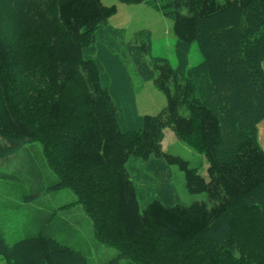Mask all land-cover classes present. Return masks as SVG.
Masks as SVG:
<instances>
[{"label": "trees", "instance_id": "trees-1", "mask_svg": "<svg viewBox=\"0 0 264 264\" xmlns=\"http://www.w3.org/2000/svg\"><path fill=\"white\" fill-rule=\"evenodd\" d=\"M0 7L11 13L19 32L32 38L42 51L31 70L48 92L49 116H58L59 97L67 86L80 91V98L72 103L79 105L77 125L74 129L59 127L60 144L53 142L49 147V137L43 134L46 127L35 122L13 96L11 60L0 30V138H4L0 161L6 163L24 145L38 143L42 166L55 180L43 182L35 155L28 169L18 164L10 174L3 171L1 177L17 181L28 173L35 188L27 198L31 200L44 192H73L75 188L57 173L55 162L62 154L71 168H108L112 210L108 212L104 200L101 205L95 201L83 204L99 244L105 246L101 229L115 221L117 232L109 235L107 245L117 246L118 233L130 240L150 227L163 242L193 243L206 237L211 243L209 249L198 248L194 256L188 250L169 264H192L194 260L264 264V152L256 143L257 124L264 119V0H165L161 8L172 19L177 41L176 69L166 60L154 58L150 70L141 59L149 51L146 43L127 48L139 74L152 79L166 99L163 114L142 117L135 113L131 83L118 55L103 46L92 48L94 33L115 12L114 7H103L100 0H0ZM193 42L202 62L187 69L188 47ZM181 108L185 116L180 115ZM165 124L180 140L187 142L196 135V143H189L206 158V181L187 162L161 151ZM133 136L139 160L176 166L184 175L186 191L204 194L206 201L186 206L152 199L140 209L126 169L136 153L127 142ZM227 142L232 147L225 150L222 146ZM77 192L81 193L80 188ZM78 199L59 209L79 204ZM235 206H239L243 228H231L226 222ZM33 213L36 233L11 247L3 243L0 257L8 264H86L80 250L54 239L57 233H73V224L53 217L55 211ZM239 231L243 233L241 248L234 241ZM112 249L116 254L99 264H133L124 249Z\"/></svg>", "mask_w": 264, "mask_h": 264}, {"label": "rangeland", "instance_id": "rangeland-1", "mask_svg": "<svg viewBox=\"0 0 264 264\" xmlns=\"http://www.w3.org/2000/svg\"><path fill=\"white\" fill-rule=\"evenodd\" d=\"M216 1L223 3L224 0ZM164 2L165 0H147V2L140 4H125L117 0H100L103 7H114L115 12L94 33V46L92 48L103 46L112 55H118L131 83L134 109L139 117L163 114L166 99L164 94L154 87L152 79L143 78L139 74L127 48L135 45L140 46L141 43L148 44L149 51L146 55H142L141 59L150 70V63L154 58L166 60L173 70L177 67L175 54L177 41L172 31L171 17L163 14L161 7H163ZM183 13L185 12L183 11ZM237 16L240 17V15ZM0 30L1 38L8 47L11 60L10 72L12 75L11 82L14 86L13 96L25 112L35 117V122L46 127L43 128L45 130L43 134L49 137L47 140L48 146L50 147L53 142L56 145V142L57 144L60 142L57 133L60 130L59 127L74 129L78 123L79 105L77 106V103H75L73 106L72 103L80 98V91L76 87L67 86L61 97H59L58 116L51 118L48 113V92L41 81L33 76L31 70L34 61L42 56L40 47L32 38L19 32L11 13L1 7ZM187 53V68L195 67L202 62V55L195 42L189 45ZM262 67L264 68V62ZM227 83L228 85L231 84V82ZM221 87L225 88L224 86ZM179 113L182 116L186 115L183 108ZM3 139L0 138V142H4ZM127 142L132 150L136 152L133 155L134 158H131L126 164V169L136 188L140 209L152 199H158L167 205L179 203L186 206L194 202L206 201L204 194H189L186 191L184 175L176 166L165 167L162 163L156 161L144 163L139 160L137 155L136 138L133 136ZM189 142L196 143V135H194V139H187L186 142L178 139L168 124L163 127L160 139L161 151L187 162L188 168L194 170L206 181L208 179L206 158ZM256 143L259 149L264 152V119L257 124ZM230 146V143L227 142V145L222 147L226 150L230 149ZM32 155H35V164L40 169L43 182L55 180L54 174L45 165L42 166L43 157L41 146L38 143L24 145L6 163L0 161V174L3 171L8 174L12 173L18 164L28 169L29 162L33 159ZM55 164L58 175L67 181L66 184H71L75 188L72 189L74 193L69 189L44 192L30 200L27 198L34 194L35 188L29 179L30 175L28 173H23L20 179L17 178V181L0 176V239H2L0 250L3 243L7 247H11L25 237L36 233V226L34 223L32 224V216L34 215L33 212L37 210H43L45 213L55 211L53 217L56 216V218L64 219L73 224V233H57L54 235V239L62 245L80 250L85 255L86 264H99L113 257L116 251L112 248H117V246L132 256L133 264H169L170 260L185 254L188 250L194 256L197 255L198 248H210L211 243L208 242L209 240L206 237H200L193 243L157 240L155 231L151 227L130 240L123 239L118 233L117 242L119 243H116L117 246L107 245L109 235H115V232H117L115 221L105 226L104 230L101 229L105 236L104 239L98 237V240L99 238L103 239L105 246L99 244L93 237L92 223L84 213L86 208L83 204L89 202L92 205L95 201L101 205L104 200L108 212L112 210V191L109 183L110 171L108 168L97 170L71 168L66 165L63 154L62 158L56 160ZM36 170L35 172L40 175L38 169ZM77 188H80L81 193L77 192ZM75 190L80 195H77ZM76 197L79 198V204L59 209L74 203ZM100 205L99 207H101ZM239 206H235L226 218L228 226L234 227V229H236V226L242 228L244 226L241 225L242 216ZM242 236L243 233L240 231L236 232L237 238L234 235V241L240 248L243 245L241 244L243 242ZM0 264L8 263L0 257ZM192 264L208 263L194 260Z\"/></svg>", "mask_w": 264, "mask_h": 264}, {"label": "crops", "instance_id": "crops-1", "mask_svg": "<svg viewBox=\"0 0 264 264\" xmlns=\"http://www.w3.org/2000/svg\"><path fill=\"white\" fill-rule=\"evenodd\" d=\"M188 56V55H187ZM188 69V68H187ZM1 235V234H0Z\"/></svg>", "mask_w": 264, "mask_h": 264}]
</instances>
